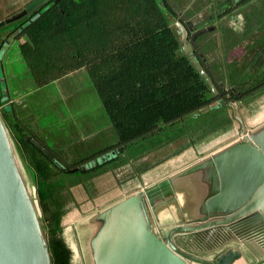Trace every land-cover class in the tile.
Returning a JSON list of instances; mask_svg holds the SVG:
<instances>
[{
	"label": "crops",
	"instance_id": "obj_1",
	"mask_svg": "<svg viewBox=\"0 0 264 264\" xmlns=\"http://www.w3.org/2000/svg\"><path fill=\"white\" fill-rule=\"evenodd\" d=\"M32 1L0 0V22L21 12ZM215 11L211 16L212 20L200 24L195 23L191 44L196 58L216 88L218 87L217 90H221L219 88L224 86L226 90H230L234 87L228 86L227 78L231 77L232 81L233 78L227 62H232V59H228L229 56L225 58V53L228 54V49L236 48L240 42L247 41L255 28L262 29L260 16L264 14V7H258L254 13H251V17L246 15L247 19L255 20L253 24L250 21L245 22V16H242V13H247V9L241 12L239 8L225 6L220 11H216V13ZM222 12L231 16L239 13V21L228 23L225 20H216L218 14ZM240 31L244 33L241 32V34L236 35ZM3 34L5 32H0V52L4 48L2 42L5 37ZM17 40L22 44L26 42V40L23 42L21 38ZM180 40L182 41V39ZM261 44L262 48L255 50L257 56H254L252 60H257L264 52V40ZM19 46L22 48L20 44ZM8 52L9 50H4L6 55H9ZM246 52V50H242V53ZM21 55L27 63L22 50ZM219 61H222V64L226 62V66L221 68L219 65L217 67ZM27 65L35 78L39 79L41 72L38 71L37 73V65L30 66V63ZM227 68L228 70H226ZM79 70L87 71L92 80L86 63L57 73V76H64L68 72L72 74V71ZM11 75L14 77L13 73ZM6 82L8 84V96L12 99L15 97L17 102L18 118L20 120L28 118L27 121L24 120L23 124L26 130L34 134L31 142L33 143V140L38 141L36 137H39L41 131L37 122L29 117L31 113L26 101L13 88L11 81L6 78ZM92 83L100 98L97 103L103 111L98 109L97 112H86L78 118L81 112L88 109L90 104L88 101L90 100H82L76 91L73 92L74 95H71L73 102L70 106L75 112V120L81 123L80 127L87 129L88 133L92 134L95 143L93 142L90 147L92 146L94 151L105 150L112 154V150L121 148L119 155L114 156L115 159L112 162L100 167L103 169L108 164L109 166L113 164L121 176L117 177L115 181L112 178L113 180L109 181L110 185H107L108 178L104 181L100 180V182H107L104 184L105 190L100 192L99 200H89V203L97 206L108 204V206L100 211L98 216L91 218L92 221L102 222V217L108 219V223L109 220L116 219L118 214L115 217L102 214L113 208L119 210L120 206L125 205L124 216L148 222L151 225L152 233L167 244L166 236L172 228L200 225L224 219L236 214L244 205L246 192L251 181L250 176L261 162L256 145L264 144V82H259L256 88L245 89L239 97H224L226 106L220 107L218 104L212 106L213 108L209 113H205L203 109L201 111L203 114L192 113L169 122L160 121L156 128L130 141L121 140L93 80ZM219 100L220 98H218V102ZM7 115L9 119L13 117L10 112ZM63 140V137L54 138L57 144ZM140 140H146L147 148L143 152L141 150L136 154H131L127 146L136 145V142ZM43 147H45L44 143ZM29 149L27 150L29 154L26 152V156L30 157ZM28 162L38 176L30 158H28ZM66 171L73 172L75 170L67 169ZM124 173L126 174L123 177ZM38 179L39 186L37 185L36 190L40 191L43 179H40V182ZM53 186L55 188V183ZM154 186L158 188L155 189ZM38 196L42 198L40 193ZM54 200L63 203L59 202L56 195ZM78 203L83 204L85 202L78 201ZM88 209L90 208L88 207ZM65 213L64 210L57 224L55 219L49 220L52 224L48 234L51 238L48 245L49 249L51 246L54 249V247L59 246L58 242L63 243L70 252V264H73V249L61 231ZM248 231L246 230L244 234H234L231 241L215 246L211 250L202 248L201 255L197 256L216 261L221 253L239 251L240 256L236 257L232 263L227 264H264V238L260 234ZM173 236L174 243L180 245L179 235ZM50 254L53 264L51 250Z\"/></svg>",
	"mask_w": 264,
	"mask_h": 264
},
{
	"label": "trees",
	"instance_id": "obj_2",
	"mask_svg": "<svg viewBox=\"0 0 264 264\" xmlns=\"http://www.w3.org/2000/svg\"><path fill=\"white\" fill-rule=\"evenodd\" d=\"M53 2L47 0L35 10L33 15L40 14L34 21L22 18L15 22L18 29L29 23L24 30L34 42L28 45L36 57V71L55 67L62 71L66 61L85 59L82 62L88 64L122 141L151 131L160 121L203 114L201 111L218 98L184 53L178 30L173 27L176 13L167 0ZM6 96L0 83L1 104ZM30 145V162L43 179L41 200L48 203L49 218L57 224L63 203L54 200V186L47 182L52 173L40 152L50 157L31 141ZM56 197L62 196L57 192ZM58 244L50 247L53 264H70L68 248Z\"/></svg>",
	"mask_w": 264,
	"mask_h": 264
},
{
	"label": "rangeland",
	"instance_id": "obj_3",
	"mask_svg": "<svg viewBox=\"0 0 264 264\" xmlns=\"http://www.w3.org/2000/svg\"><path fill=\"white\" fill-rule=\"evenodd\" d=\"M167 2L176 13L175 18L173 19L172 17L173 27H176L180 39H182L180 28L177 25L178 22L182 23L188 34L186 41L190 44L193 41L192 33L194 32L195 23L200 24L212 20L213 18H211V16L214 10L220 11L225 6L239 8L241 12L247 9V13H242V16H245V22L250 21L251 24H253L255 20L247 19L246 15L251 17V13H254L258 7H264V0H167ZM45 4L46 1L19 19L26 18L25 21L27 22L34 21L40 14L38 12L33 15L34 11ZM28 6L27 4L26 8ZM222 13L218 14L219 16H217L216 20H225L228 23L239 21V13L233 16ZM19 19L8 22L6 23L7 25L5 24L0 27V32H5V34H3L5 38L2 42L4 43V48L0 52V83L4 88V93L7 95L3 99L4 102L2 104L0 103V116L10 144L14 149L24 185L29 191L38 216L41 219V227L43 231L46 228L44 236L49 243L51 238H49L48 234L52 224V222L49 221L51 218H49L48 214L50 207L48 203H43L41 200L42 198L38 196L39 193L42 195L43 191L42 188L40 191H38V189L36 190L37 185L39 186L37 182L38 176L28 162V158H31V155L30 157L26 156V152L31 146L29 142L31 138L34 137V134L24 128V120L26 119L27 121L28 118L20 120L17 116L18 106L16 105L17 102L15 97L12 99L8 96L7 78L11 81L13 88L19 92V96L26 101L31 113L29 117L33 118L40 128L41 132L39 137H36L38 141L35 140L36 142L33 141V143L35 145H37V143L43 145L44 143V148L49 150L51 152L50 154L54 155L56 162L59 164H56L51 158L49 160L40 152L45 162L49 164V169L52 173L48 182H50L52 187L55 183V193L53 197L57 192L62 196V199L58 200L59 202H63L62 210H65L66 213L62 220L61 231L66 241L73 249V264H96L93 239L100 231L102 222H94L91 218L98 216L101 213L100 211L107 207L108 204L97 206L95 204H90L89 200H99L100 192H104V184L107 182H100V180L104 181L108 178L107 185H110L109 181L113 180L112 178H114L115 181L117 177L121 176V173L113 164L110 166L108 164L105 168L100 169L102 165L112 162V160L115 159L114 156L119 155L121 148L119 147L117 150H112V154H109L108 151L105 150L99 152L94 151L92 146L90 147L94 142L92 134L88 133L87 129L80 127L81 123L75 120V112H73L70 106H72L73 102L71 95H74L75 93L73 92L76 91H78V95L82 100H90L88 101L90 102L88 109L81 112L78 118L82 117L86 112H97L98 109L103 111L101 106L97 103L100 98L95 92L88 72L79 70L75 72L72 71V74L68 72L64 76H57V73L59 74L74 66L85 64L82 61L86 60L66 61L65 64H63L62 71L57 70V68L43 69L42 72L39 73V79L35 78L27 65V63H30V66L36 64L35 54L28 45L30 44L29 41L26 40L27 31L25 32L24 30L29 23L26 22L18 29L15 22ZM181 20H183V22ZM260 22L262 29L255 28L247 41L240 42L234 49H228L230 54L225 53V58L229 56L228 59H232V62L227 63L234 82L231 77L227 78V82H229L228 86L234 87V89L231 88L230 90H226L225 86L219 88L221 90L216 94L218 98H228L231 92H234L232 97H239L244 93L245 89L256 88L259 82H264V52L261 53V56H259L260 58L258 57L257 60H252L254 56H257L255 50L262 48L261 43L264 40V14L260 16ZM185 23L191 25L192 30L188 29ZM15 31L16 33L14 34ZM241 32L244 33L240 31L236 35L241 34ZM19 38H21L23 42L26 40V42L23 44L19 43L17 40ZM19 44L22 48H20ZM4 50H9V55H6ZM21 50L25 55L27 63L23 55H21ZM242 50H246L247 52L242 53ZM219 65L223 68L226 66V62L222 64V61H219L217 67H219ZM228 68L226 70H228ZM12 73L14 77H12ZM234 75H236V77H234ZM218 98L208 107L210 108L214 105H218ZM5 111L7 114L10 112L13 117L9 119L7 114L4 116L3 112ZM36 130L35 128V131ZM60 137H63L64 140L57 144L54 138L59 139ZM106 143L109 142L106 141ZM147 144L146 140L137 141L136 145L130 144L127 146L128 151L131 154H136L141 150L143 152L147 148ZM27 154L29 153L27 152ZM67 169L75 171L67 172ZM125 174L126 173L123 174V177ZM38 181L40 182V179H38ZM76 197L78 198L76 199ZM78 201H84L85 203L80 204ZM88 207L90 209H88ZM189 250L192 254L201 255V249L196 246L190 247ZM202 255L204 254L202 253Z\"/></svg>",
	"mask_w": 264,
	"mask_h": 264
},
{
	"label": "water",
	"instance_id": "obj_4",
	"mask_svg": "<svg viewBox=\"0 0 264 264\" xmlns=\"http://www.w3.org/2000/svg\"><path fill=\"white\" fill-rule=\"evenodd\" d=\"M45 1L47 0H34L21 12L0 22V26L19 19ZM59 1L54 0L53 3ZM48 7L50 5L46 9ZM177 25L183 37L184 53L191 57L192 62L206 77L212 90L218 94L214 82L196 58L193 46L186 41L188 36L186 28L180 22ZM26 40L33 44L28 35ZM218 104L226 106V99L221 98ZM212 108L207 107L204 112ZM259 145L256 147L261 162L250 176L246 202L236 214L200 225L176 226L168 232L166 244L152 233L148 222L124 216L125 205L120 206L119 210L113 208L102 215L115 217L118 214V216L114 220H109L108 223V219L101 217L103 224L94 239L96 264L232 263L236 257L240 256L239 251L221 253L216 261H212L190 253L189 249L196 246L199 249L211 250L215 246L231 241L234 234H244L246 230L260 234L264 238V144ZM37 146L56 162L49 150L39 143ZM154 188L158 187L154 186ZM143 206H145L144 203ZM41 226L34 201L24 185L14 149L0 116V264H16V240L22 228L27 229L36 238L35 242L42 254V264H51L48 242ZM173 235H179L180 245L174 243Z\"/></svg>",
	"mask_w": 264,
	"mask_h": 264
},
{
	"label": "bare ground",
	"instance_id": "obj_5",
	"mask_svg": "<svg viewBox=\"0 0 264 264\" xmlns=\"http://www.w3.org/2000/svg\"><path fill=\"white\" fill-rule=\"evenodd\" d=\"M35 240L27 229H20L16 240V264H42V254Z\"/></svg>",
	"mask_w": 264,
	"mask_h": 264
}]
</instances>
